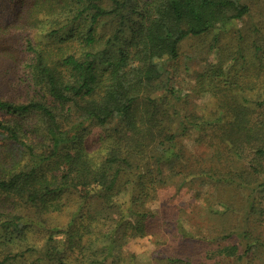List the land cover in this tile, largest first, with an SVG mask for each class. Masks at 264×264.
Listing matches in <instances>:
<instances>
[{"label": "trees", "instance_id": "trees-1", "mask_svg": "<svg viewBox=\"0 0 264 264\" xmlns=\"http://www.w3.org/2000/svg\"><path fill=\"white\" fill-rule=\"evenodd\" d=\"M56 6L61 26L46 34L57 42L27 40L23 75L0 79V264H143L123 246L163 227L175 243L194 244L165 264H263L264 212L255 203L264 192L263 80L243 79L250 63L242 46H213L216 61L196 72V92L210 102L186 110L167 69L185 39L225 30L249 7L242 0ZM184 141L204 146L206 156ZM199 184L215 188L204 199L209 215L234 218L205 236L146 205L165 187ZM98 210L118 218L108 224ZM58 212L66 220L48 223Z\"/></svg>", "mask_w": 264, "mask_h": 264}, {"label": "rangeland", "instance_id": "rangeland-1", "mask_svg": "<svg viewBox=\"0 0 264 264\" xmlns=\"http://www.w3.org/2000/svg\"><path fill=\"white\" fill-rule=\"evenodd\" d=\"M57 2L59 3L60 0ZM242 2L249 7L248 15L242 20L231 22L225 30H215L200 37L185 39L179 46L177 59L169 63L167 69L170 85L181 98L186 110L201 107L207 100L210 102L209 93L196 92L198 89L196 72L201 71L206 64L216 61L217 54L213 46H216V49L228 47L233 51L242 46L246 60L250 63L248 67L243 66L246 72V77L243 79L250 81L249 77H251L255 83L259 80H263L259 83H264V77H262L264 76V0H242ZM58 10L56 0L49 1L45 5L44 0H0V79L8 77L14 79L16 76L23 75L20 68L23 59L27 58V54L23 53L27 40L33 46L46 41L57 42L48 38L46 33L61 26ZM60 33L61 31L57 32L55 36ZM213 38L219 39L215 43ZM254 47L259 48V51L253 52ZM8 50H12V55L7 53ZM227 66L228 64H225V68ZM160 93L158 92L157 96ZM184 144L194 155L206 156L207 154L206 148L202 145L190 141H184ZM5 149L0 137V155L5 153ZM214 196L215 188L206 184H199L192 190L182 189L177 192L175 188L169 186L161 189L156 199L146 205L153 211L160 213L162 211L178 219L192 235L202 236L208 234L213 226L222 225L229 220L231 223L234 220L229 211L222 216H217L215 213L208 214V209L204 207V199ZM98 202L95 199L91 200L93 212L98 208ZM233 202L234 207L241 205L239 198ZM216 203L214 201L212 204L218 208V213H223L224 207ZM255 203L258 210L264 212V192L255 194ZM55 214L48 218V223L56 224L66 220L61 212ZM95 214L102 220L105 219L108 224H113L118 218L114 211L98 210ZM262 234L264 235V232ZM192 245L194 244L191 241L175 243L173 230L163 227L159 233L132 238L123 246V250L133 253L143 264H165L170 254L192 251ZM183 246L186 249L181 250ZM259 256L263 257L260 254ZM215 263L216 260H214Z\"/></svg>", "mask_w": 264, "mask_h": 264}]
</instances>
